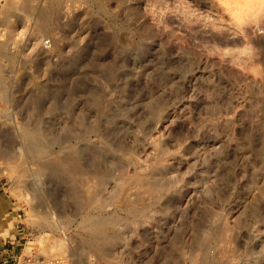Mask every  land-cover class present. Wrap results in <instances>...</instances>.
Returning <instances> with one entry per match:
<instances>
[{
    "label": "rangeland",
    "instance_id": "rangeland-1",
    "mask_svg": "<svg viewBox=\"0 0 264 264\" xmlns=\"http://www.w3.org/2000/svg\"><path fill=\"white\" fill-rule=\"evenodd\" d=\"M0 238L264 264V0H0Z\"/></svg>",
    "mask_w": 264,
    "mask_h": 264
},
{
    "label": "built area",
    "instance_id": "built-area-1",
    "mask_svg": "<svg viewBox=\"0 0 264 264\" xmlns=\"http://www.w3.org/2000/svg\"><path fill=\"white\" fill-rule=\"evenodd\" d=\"M50 46L49 39L44 40ZM0 264H47L40 256L26 254L19 249L17 243L0 238Z\"/></svg>",
    "mask_w": 264,
    "mask_h": 264
},
{
    "label": "bare ground",
    "instance_id": "bare-ground-1",
    "mask_svg": "<svg viewBox=\"0 0 264 264\" xmlns=\"http://www.w3.org/2000/svg\"><path fill=\"white\" fill-rule=\"evenodd\" d=\"M57 1V0H56ZM50 2V1H49ZM31 3V1H30ZM33 3V2H32ZM48 4V3H47ZM55 1H51L47 7H44L43 9H41V12L39 13V21H40V24L41 26L43 27H46L48 22H49V19L51 18V16H53L54 14V10H55ZM4 47V46H3ZM2 57V56H1ZM3 59V58H2ZM40 133L38 132V130H26V136H27V139L30 141V139H35L36 136L37 137H40ZM34 146L36 147V149H40V143H36L34 144V142H31L28 146L29 150H36L34 148ZM43 150V149H41ZM90 222V226H91V229H93L95 232H98L100 231L101 229V225L105 222V219L103 218H96V219H89L88 220ZM41 223V222H40ZM109 260V259H108Z\"/></svg>",
    "mask_w": 264,
    "mask_h": 264
},
{
    "label": "crops",
    "instance_id": "crops-1",
    "mask_svg": "<svg viewBox=\"0 0 264 264\" xmlns=\"http://www.w3.org/2000/svg\"><path fill=\"white\" fill-rule=\"evenodd\" d=\"M3 239H4V238H3ZM4 240H8V239H4ZM9 241H11V242H12V241L15 242L14 240H11V239H9Z\"/></svg>",
    "mask_w": 264,
    "mask_h": 264
}]
</instances>
